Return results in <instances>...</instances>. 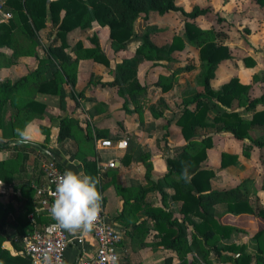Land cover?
Instances as JSON below:
<instances>
[{"label": "trees", "instance_id": "16d2710c", "mask_svg": "<svg viewBox=\"0 0 264 264\" xmlns=\"http://www.w3.org/2000/svg\"><path fill=\"white\" fill-rule=\"evenodd\" d=\"M256 1L264 6V0ZM4 4L11 10L13 18L7 23L0 24V49L12 47L16 41L15 33L17 32H21L32 41L33 47L30 51L32 53L41 30L49 28L50 35H54L52 43L47 48L48 56L39 60L37 70L14 85L9 83L0 85V129L3 130L5 136L16 141H20L18 130L22 131L32 117L41 116L46 106L32 98L22 99V105H17L15 108V118L8 124V134H6L2 113L6 102L10 99L9 93L20 87L31 86L38 92L56 94L57 79H66L74 86L78 59H72L66 52L69 48L67 38L70 34L78 31H93L95 27L106 28L110 47L116 54L124 51L128 42L135 37L134 27L140 17L148 19L151 13L164 16L171 12H182L186 17L183 35L174 36L165 52L148 41H144L136 49L133 62L141 59L153 61L161 57L159 56L161 54L165 59L171 60L174 53L185 49L187 42L198 49L200 72L197 76V83L202 91L191 89L187 92L185 104H192L194 108L189 109L186 106L176 121L184 140L190 144L176 157L167 159L168 173L157 184V189L161 194V206L154 207L151 202L145 200V196L153 191V187L145 189L139 187L134 192L127 187L115 186L118 193L131 194L129 197L123 196L125 212L123 211L118 219L126 225H131L132 237L136 238H145L150 233L146 224L148 221L151 222L152 230L156 231V245L175 252L177 264H264V209L254 210L248 197L238 188L213 189L211 180L214 172L203 167V163L207 160V150L214 146L212 138L207 136L196 140L198 130L213 127L216 132L229 133L238 141L251 140L252 145L245 147L247 151L253 145L264 149V108L257 109L258 105L264 106V95L251 98L249 94L251 86L242 84L237 77L231 78L217 90L212 87L215 68L232 58L229 47L225 45L227 35L222 25L224 19L217 17L218 28L201 29L194 20L208 14L210 9L195 7L191 12H185L176 5V0H5ZM89 40L90 47L85 48L82 42H77L74 50L82 51L84 58L92 59L97 64L111 68V62L100 48L97 36L92 34ZM58 41L60 44L56 45ZM243 61L248 68L255 65L249 57L244 58ZM192 69H194L193 66L187 65L175 73L188 72ZM113 73V80L104 85L115 89L116 94L122 100V109L130 112L129 102H137L139 97L145 93V89L135 79L136 70L131 65V60L124 59L119 62ZM42 75L43 78L40 79ZM253 79L257 80L258 77L254 75ZM159 81L157 85L161 87L162 92H167L172 88V84ZM210 102L225 108L214 116L211 123L207 122V115L211 108ZM235 102L237 107L244 108V111L250 114L249 119L244 118L241 112L231 109ZM73 126H79V121L68 117L61 119L59 142L71 137L70 131ZM252 131L259 132L260 136L252 138L250 135ZM107 137L108 135L104 136L99 133L96 136L97 139H107L112 143L118 141V139ZM0 147H5V145H0ZM76 157L83 164L86 175L98 181L97 189L100 192L97 162L89 160L87 155L80 151H77ZM148 157L145 154L139 158L145 161ZM131 159L128 154H125L121 163L129 165ZM237 161V155L222 152L220 166L226 169L235 165ZM22 163H24V158H22ZM0 164L7 166V169L12 168L8 167L6 162ZM57 166L65 171L59 164ZM185 168L190 176L189 180H185L182 176ZM146 178L148 180L150 178L148 173ZM166 187L174 189L171 197L164 193L163 188ZM33 192L31 189L25 193L31 195ZM167 198L179 204L178 213L182 216L181 220L174 217L173 212L167 209ZM139 212L147 219L138 223L136 218L133 222ZM29 213L33 214L40 225L50 222L49 216L36 215L32 202L28 199L17 219L19 222L17 228L21 227L19 228L21 232L25 227L32 226L26 219ZM226 216L233 218L244 216L245 219L256 217L259 220L263 229L251 236L256 243L255 253L247 252L244 244L224 243L230 239L233 232L246 233L234 224L223 222ZM189 254L193 255L191 260L187 258ZM211 254L215 262H209L208 255ZM23 256L12 255L3 249L0 238V264H30L29 259ZM163 264H173V257H166Z\"/></svg>", "mask_w": 264, "mask_h": 264}, {"label": "crops", "instance_id": "0c3cea01", "mask_svg": "<svg viewBox=\"0 0 264 264\" xmlns=\"http://www.w3.org/2000/svg\"><path fill=\"white\" fill-rule=\"evenodd\" d=\"M176 5L184 10L183 8L184 5L180 6L178 4V0H176ZM195 7H200V6L196 2L195 3L193 2L191 9L193 10V8ZM192 10L190 11L184 10V11L191 12ZM151 14H156V13H151ZM204 16L197 17L194 20L195 24L201 29H213L212 27L210 28L201 27L196 22L198 18ZM12 18H13V14L10 9L7 10L6 12L0 9V24L7 23ZM47 29L49 30V28ZM225 34L227 35L226 31ZM182 35L183 34L174 35V36H182ZM174 36H172V38ZM49 37H51L50 34ZM172 38L168 43L169 45L172 42ZM53 39L54 36L50 42L45 41V29H43L38 33V42L35 48L33 49L34 51L33 53L30 52L32 51L33 43L31 40H28L27 38L22 43L15 41L13 43V46L10 48H1L0 61L3 58L4 61H6L7 66L1 68L0 65V85L6 83H9L10 85H14L23 77L28 76L32 74L35 70H37L38 65L40 63L39 60L45 59L48 56L47 48L50 45V43H52ZM226 39H225V45H227ZM98 42L100 48L102 49L99 40ZM108 43L110 46L109 41ZM59 44L60 42L58 41L56 45ZM188 46L193 47L187 42L185 49L181 52H176V53H183ZM84 47L88 48L90 46H84ZM69 48L71 47L69 46ZM68 54L71 56L72 59H75V56H72L71 53ZM116 54L120 59L126 54V51L124 50ZM124 59H128V58L125 57ZM83 61L86 60H81V59L78 60L79 65L77 66L76 82L74 86L68 83L66 79L65 80L57 79L56 94H47V93L38 92L31 86L20 87L18 88V90H13L11 93H9L10 99L6 102L4 106L2 117L6 125L4 129V133L6 134H8V124L10 123V121H12L15 118L16 115L15 108H17L16 107L17 105L18 106L22 105L21 103L22 99L32 98L36 102L46 106V109L41 116L36 115L32 117V119L24 126V128H22V132H25L30 137L27 141L22 140L21 137L19 138L20 141H16L15 139H10L9 137L5 136L3 134V130L0 129V145H5V147H0V163L6 162L7 163L6 165H8V167L10 166L12 167L7 169V166H1L0 164V238L2 239V248L7 250L12 255L20 254L21 256H23L25 238L29 234L33 233L34 231L44 226V225H40L36 221L32 213H29L26 219L30 221L32 225L30 228L32 229L25 227L21 232L19 231V228L21 227L17 228V225L19 226V222L17 221L18 216L21 214L23 210V205L28 199L31 200L37 216L46 215L45 212L39 211L41 210L42 206L39 204V200L36 194L37 189L40 186H42L44 181L43 171H42V164L44 161L51 159L57 164H59L61 167H63L65 171L72 170L86 175L83 164L76 157L77 151H80L86 154L89 160H94L97 162L98 179L101 185L100 193L103 201L105 199L104 198L105 192L109 193L111 186H114L115 188L116 185H119L121 188H126L125 184L129 181L130 178H134L135 181H138L139 184H141L140 187L144 189L147 187V184H149L150 187H153V191L151 192H153L154 202H151L149 199L151 192L147 193V195L145 196V200L151 202L154 207H158L161 206L162 200H161L160 191L157 189V184L158 181L162 180L163 177H165V175L168 173L169 167L167 165V159L176 157L187 145L190 144V142L184 140L181 134V130L179 126L176 124V121L179 118L181 111L184 110L186 106L189 109L194 108V105L192 104L186 105L185 99H187V94H188L187 92L193 89V87L194 88L196 87L194 85H191L190 83L186 84V82H185L186 88L184 90L183 87L185 84L180 86L182 89V95L177 97L178 103L181 102L180 112L173 118L168 117L166 115L167 113H164L163 117H167V120L163 124H160L162 121V117L160 113L156 112V110L154 109V105L156 103L159 104L163 103L164 108L168 109V107L171 106L169 102V95L171 94L172 91L175 90L174 82H170L168 78H165L167 83L172 84V88L167 92H162L161 87L157 85L158 80L154 83V87L150 90L147 86L141 85L138 81V83L145 89V93L139 97L138 103L140 102L141 99L143 101H141L140 104H136V105H141V108H139L138 110L141 112V114H143L144 120L142 116L137 117V114L132 112L133 109L131 108L130 105L131 102H129L128 109L130 112H125V115L122 118L123 123L121 124V126H119L123 134L127 136L125 139L123 138L118 139L117 142L112 143V144H117L120 141H127V147L124 149H119L116 147L109 149L102 148L97 143V141L104 139L101 138L97 139L96 136L94 135V133L95 132L97 133L98 131V129H95L97 127V124H99L102 120L105 121L107 120L106 119L107 117L102 116L100 113H103V111H105L104 105L107 106L106 109L109 111L110 109H115V110L120 109V106L118 104L119 103L121 104L122 100L118 98L119 102L115 101L111 95V90H112L111 87H109L106 84L104 85V83L113 80L114 78L113 71L112 73L111 70H109L108 73L105 72L104 66L95 63L91 59V62H85L88 63L89 65V72L87 76H81L80 72H81L82 63L84 64ZM182 61H186V60H182ZM119 62L116 61V63ZM93 63L96 64L95 65L96 68L95 67L92 68ZM182 67H185V65ZM193 68L194 69H192L191 71L188 72L184 71L180 73H175L177 72L175 70L171 74H173L174 77L176 78V76L178 75L179 76L182 74L190 75L191 73H195L194 79L197 82V76L200 72V65L193 66ZM94 69H96L97 71L96 76H98L99 78L103 77L99 79V81H95L96 84H100L101 87L100 85H95V83L93 84L92 82L88 85L83 84L84 79L89 78L92 72L94 71ZM187 75H185L186 79H188ZM42 78L43 75L40 77V79ZM215 78H216V74L214 79ZM213 81H212V86H213ZM153 97H154V101L151 102L152 106L150 107L148 113H145L146 109L144 108L143 103L146 102L149 98H153ZM110 105H112V107ZM217 106L221 107L220 109H225L220 105ZM142 110H144V113H142ZM168 110L165 112H168ZM131 116L134 117L132 118L134 121L133 123L131 122ZM65 117L74 118L75 120H78L79 126H73L70 131L71 137L63 140L62 142H59L58 141L59 124L61 119ZM134 123H136L139 127L138 131H136L135 133L137 136L132 135V132L135 131ZM166 123L167 125H169V129L166 132L165 136L163 137L161 136V138L157 137V133L155 132V130L150 133L146 132L145 129L146 127L154 126L161 130L163 126L166 125ZM202 130L203 129L198 130V135L196 137V140H200L202 138L207 137L200 134ZM220 134L222 135L226 133L221 132ZM253 134H258L257 137L260 136L259 132L252 131L250 132L252 138H254ZM107 135H108L107 138L112 137V135L110 134ZM210 137L212 138L213 145L216 146L214 138L212 136ZM246 141H249V143H246ZM146 143H149V146L146 147L145 146ZM250 145H252V142L249 139H246L243 142H241V146L243 149L242 150L243 152L241 153L242 155L249 154V151H247L245 147ZM254 147L256 146L253 145L252 149ZM260 150L264 151V149H260ZM109 151H115V156L112 157L111 159H110L111 156L109 155ZM212 152L216 153V150L212 149L207 151V160L203 163V167L208 170H212L214 172V177L211 180L213 189L223 190V189L238 188L242 193H244L248 197L250 204L254 210L264 209V184H262L259 181V179L262 178V175L261 177H258L257 182H254L253 186H250L244 183L245 181L243 180L244 178L242 176L243 173H240V175L237 176L236 179L234 180L231 179L232 181L239 180L237 187L222 188L226 185H229L228 181H230V178H228V175L224 177L221 174L222 171L225 173L227 172L225 169H222L220 166L221 152L213 157L212 160L213 161L215 160L213 165L209 164V161L211 160ZM223 152L229 153L228 151H223ZM125 154H128L132 158L129 165H123L121 163V160ZM145 154L149 156L148 159H146L145 161H141L139 157ZM229 154H233V153H229ZM162 157L164 159H162ZM22 158H24V163H22ZM240 158L241 157L238 154L237 162H239ZM111 161L116 162V168H104L101 166V164H107ZM146 165L153 166L152 168L153 173L151 175L149 174L150 176L149 180L146 178V173H147ZM234 166L235 165H233V167ZM112 177L114 179H112ZM218 177L221 178L223 184L222 183L220 185L218 184V180H216ZM146 179L149 183L146 181ZM31 189L34 191L33 193H31V195L25 193ZM163 191L169 197H171L174 194V189L172 187L163 188ZM132 202L133 201H131V203ZM123 203L124 201L122 199L121 201L122 207H124ZM166 203H167V209L173 212L174 217L181 220L182 216L179 215L178 213L179 204L168 198ZM120 214H122V212ZM119 215H116L115 217H113V219L109 218L108 216L107 217L109 221L112 222L115 231L118 232L120 236L116 246V252L120 256L122 260V264H136V263L149 264V262L147 261V259H149L148 256H151L150 258H152V256L158 255L160 253H168L166 254L168 255L167 257H173V262L175 261L174 258V256L176 255L175 252L173 251L167 252V249L157 246L156 248L158 250L157 252L154 253V250H150L149 248H146V245H144L146 241L145 239L146 237L145 238H136L135 236L132 237L133 234L131 233V227H130L131 225H126L125 223L120 221L118 219ZM137 216L141 217L138 220V223L147 219L140 212L137 213L136 218ZM136 218L133 220V222L136 220ZM228 219H234L240 222L246 220L244 216L241 218L239 217L233 218L231 216H226L223 218V222H225V220ZM196 220L198 221V219ZM148 223L152 225L151 222L148 221ZM233 224L238 226L242 230H245L246 233L233 232L231 234L230 239L225 242L244 244L245 247L247 243L245 239L247 238L251 240L252 243H255V241L251 239V236L263 229V226H260L261 223L256 217L254 218V220H249L247 226H244L243 224L239 225L236 222H234ZM250 225L253 226L256 225L258 229H254V231L251 233L249 232ZM69 234L74 239H76L79 236L78 233L73 234L69 232ZM150 234L153 237H155L156 231L150 229V233L148 235ZM76 241L77 240H75V243L70 245L67 250L66 253L67 264H74L77 261V259H89L96 252V242L91 236L89 235L84 236L81 243H77ZM246 251L250 253H255L256 247L255 249L253 247V250L251 251H249L248 249H246ZM192 254L194 255V253ZM192 254H189V256H193ZM138 255L147 256V258L142 257L141 260L139 259L136 260L137 259L136 256ZM189 259L191 260V258ZM177 263L178 260L176 263L173 264H177Z\"/></svg>", "mask_w": 264, "mask_h": 264}, {"label": "rangeland", "instance_id": "374dc122", "mask_svg": "<svg viewBox=\"0 0 264 264\" xmlns=\"http://www.w3.org/2000/svg\"><path fill=\"white\" fill-rule=\"evenodd\" d=\"M193 2L197 3L200 7L199 8H209L210 12L204 16L200 17L196 20V22L201 27H207V28H218L219 22L217 21V17H220L224 19L222 25L224 27V30L227 33V39L226 43L231 51L232 58L229 61H226L220 65H218L215 68V74L216 78L213 81V89L217 90L222 84L226 83L231 79V77L239 78L240 82L245 85H250V97L251 98H257L262 95H264V6H261L256 0H178V4L184 5L183 8L186 11L192 10ZM0 9L2 11L9 10L6 6H4V0H0ZM186 21V17L182 14V12H173L169 15H166L164 17L158 16L156 14L149 15L148 20L144 19V17H140L137 19L134 27V33L135 37L132 38L130 42L126 45V54L119 59L118 55L113 52V50L109 46V38H108V30L105 28H98L95 27L93 31L88 32H74L70 34L67 38L68 44L71 48H68L67 52L71 53L72 56H75L78 60H86L83 61L81 66V76H87L89 72V65L85 62H91V59L84 58L83 52H77L74 50V45L77 42H82L84 46H91L90 43V36L92 34H95L100 41V44L102 46V50L105 53V55L108 57L109 61L111 62V68L105 67V72H109V70H114L115 66L118 64L116 61H121L125 57H127L129 60H131V65L136 70V81H139V83L143 86H147L150 89L154 87V83L160 82L159 80H162L164 83H167L165 78H168L170 82H174V91L171 92L169 95V102L171 106L168 107V109L164 108L163 103H156L154 105V109L157 113L161 114L162 121L160 124H163L167 117H163L164 113H167L166 115L168 117H175L181 110V102L178 103L177 97L182 95V89L181 85H184L185 82L190 83L191 85H194L196 88L193 87L195 91H202V88L198 83L195 81V73L188 74H182L174 77L173 73L175 70H182V66H197L199 65L198 62V49H195L193 47L188 46L187 49L183 53H176L172 55V60H167L165 57H163V54L159 55V57L156 60L153 61H146L144 59H141L138 62L134 61L135 56V50L138 48L139 45H141L144 41H148L151 45L158 48L159 50H163L164 52L168 48V43L170 42L172 36L174 35H181L183 34L184 30V22ZM50 29H45V41L50 42L54 35L50 34ZM26 37L21 33L17 32L15 33V40L16 42L22 43L24 42ZM249 57L254 62V67L248 68L244 65L243 59ZM186 60V61H182ZM79 63V62H78ZM1 68L7 66L6 61L2 58L0 61ZM79 65V64H78ZM95 63H93V67H95ZM96 68V67H95ZM96 69L92 72L91 76L87 79H84V85H88L91 82L95 85V81H99V79L103 77H98ZM159 75V77H158ZM165 75V76H164ZM185 75L188 76V79L185 78ZM256 75L258 77L257 80H254L253 77ZM114 76V74H113ZM186 84L183 87V90L186 88ZM83 85V86H84ZM101 87V85H100ZM103 87V86H102ZM107 89V88H106ZM111 95L115 101H118V98H120L116 92L115 89L111 88ZM108 90V89H107ZM110 95V94H109ZM186 100V99H185ZM143 101L142 99L140 102ZM152 101H154L153 98H149L146 102H144L143 106L146 109L145 113H148L150 107L152 106ZM131 102V101H130ZM140 102H131V108L133 109V113L137 114V117H141L144 120L143 114L138 110L141 108ZM165 103V102H164ZM113 105V104H112ZM112 105H110L112 107ZM120 106V109H110L107 110V106L104 105L103 113H100L102 116H106L107 120H102L99 124H97V127L95 129H98L99 134H102L104 136H107V134L112 135L111 139H125L127 135H124L121 131L120 127L123 123V116L125 115V111H123L122 103L118 104ZM211 108L210 112L207 115V122L211 123L214 116L220 113L221 107H218L217 105H214L213 102H210ZM98 106V105H96ZM140 106V107H139ZM258 110L263 109L264 106L258 105ZM234 111L241 112L242 116L244 118L249 119L251 116L246 111H244V108L237 107L236 102L233 103L232 108ZM229 109V110H231ZM137 110V111H136ZM168 112H165L167 111ZM110 112V113H109ZM142 113H144V110H142ZM105 114V115H103ZM139 115V116H138ZM136 117V116H135ZM134 117L131 116V122L133 123ZM135 124V131L132 132L133 136H137L135 133L138 131L139 127L136 123ZM146 132L150 133L155 130L157 133V137L161 138V136H165L166 132L169 129V125L163 126V128L160 130L159 128H156L154 126L146 127ZM111 130V131H110ZM97 131V133H98ZM161 131V132H158ZM97 133L95 132L94 135L97 136ZM204 136H212L215 140L216 146H213L209 150H216L215 152L211 153V160L209 161L210 165H213L215 160L213 161V157L216 156L218 153L222 154L223 151H228L229 153H233L234 155L238 154L240 155V161L235 164L233 167L226 168L225 172H221V174L225 177L228 175V178H230L229 185H226L222 188H233L237 187L239 180L232 181L236 179L237 176L240 175V173H243V180L245 181L246 185L253 186L254 182H257L258 177L262 178L259 179V181L264 184V151L260 150L258 147H254L252 149H249V154L242 155L243 152L241 141L236 140L234 137H232L229 133L227 134H218L216 130L213 127H207L202 130L200 133ZM258 134H253L254 138H257ZM105 142H109V140H103ZM246 143H249V141H246ZM146 147L149 146V143H146ZM109 155L112 157L115 156V151H109ZM162 159H164L162 157ZM109 160V159H107ZM166 160V159H165ZM147 170L146 172L148 174H152V165H146ZM41 171V170H40ZM146 173V174H147ZM130 176V175H129ZM232 179V180H231ZM218 184L220 185L222 183L221 178H217ZM147 181V179H146ZM148 182V181H147ZM149 183V182H148ZM223 184V183H222ZM128 189H131L132 191L136 192L141 184H139L138 181H135L134 178H130L129 181L125 184ZM143 186V185H142ZM116 188V187H115ZM114 188V186L110 187V191L105 192V199L103 201V205L105 204V210L106 214L109 218L113 219L116 215H119L121 212L125 210L124 207H122L121 201L123 199V196L129 197L131 194H125L122 195L117 192V190ZM146 188H150V185L147 184ZM116 190V191H115ZM117 192V194H116ZM112 194V195H110ZM113 196V197H111ZM151 202H154L153 199V192H151L149 197ZM223 207L221 208V210ZM125 212V211H124ZM136 218V217H135ZM141 217L137 216V220H139ZM234 219H228L225 220L226 223L233 224L234 222L238 223L239 225L247 226V223L249 220H254V218L246 219L243 222L240 221H232ZM150 229H152V225L150 223L146 224ZM262 226V225H260ZM254 229H258V227L255 225H250L249 232H253ZM146 241L144 245H146V248H149L150 250H154V253L157 252V239L153 237L151 234L146 236ZM247 241L246 243V249L249 251L253 250V247L255 249L256 244L252 243L251 240L245 239ZM232 241V239H231ZM224 243H228L225 242ZM142 244V243H141ZM137 247V246H135ZM162 250V249H161ZM170 250H167V252ZM162 252V251H161ZM212 253V252H211ZM168 253H160L158 255L148 256L149 259L147 261L149 264H163L164 259L168 256L166 255ZM136 255V254H134ZM142 257L147 258V256H136V260H141ZM175 261L173 263L177 262L176 255L174 256ZM188 260L189 258L192 259V256H187ZM135 260V261H136ZM209 262H215L214 257L212 255H208ZM151 261V262H150ZM140 264V263H136Z\"/></svg>", "mask_w": 264, "mask_h": 264}, {"label": "built area", "instance_id": "2783aa9c", "mask_svg": "<svg viewBox=\"0 0 264 264\" xmlns=\"http://www.w3.org/2000/svg\"><path fill=\"white\" fill-rule=\"evenodd\" d=\"M97 143L102 148L127 147V141H120L117 144L98 140ZM104 168H116V162L111 161L107 164H101ZM43 184L37 191L39 204L42 206L41 212H45L50 217V222L42 228L29 234L24 240V255L29 259L30 264H43V257L48 253L52 257V264H67L66 253L70 245L81 243L82 236L76 239L72 238L68 231L59 229L56 222L52 219L49 209L54 202L55 187L57 178L65 171H62L51 159L42 164ZM96 242V252L89 259H78L74 264H112L111 257L117 256V264H122V260L116 252V246L119 241V233L115 231L112 222L109 221L103 200L101 201V211L96 221L93 231L88 234Z\"/></svg>", "mask_w": 264, "mask_h": 264}, {"label": "clouds", "instance_id": "9594fccd", "mask_svg": "<svg viewBox=\"0 0 264 264\" xmlns=\"http://www.w3.org/2000/svg\"><path fill=\"white\" fill-rule=\"evenodd\" d=\"M22 140L30 137L18 130ZM189 180L187 169L183 174ZM98 181L83 173L66 170L56 181L55 199L49 212L59 229L84 237L90 234L101 211V193L97 189ZM118 257L112 256V264H117ZM43 264H52V257L45 253Z\"/></svg>", "mask_w": 264, "mask_h": 264}, {"label": "water", "instance_id": "95a60500", "mask_svg": "<svg viewBox=\"0 0 264 264\" xmlns=\"http://www.w3.org/2000/svg\"><path fill=\"white\" fill-rule=\"evenodd\" d=\"M78 260V259H77Z\"/></svg>", "mask_w": 264, "mask_h": 264}]
</instances>
